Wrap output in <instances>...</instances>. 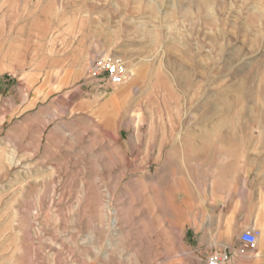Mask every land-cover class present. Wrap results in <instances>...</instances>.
<instances>
[{
	"label": "rangeland",
	"instance_id": "obj_1",
	"mask_svg": "<svg viewBox=\"0 0 264 264\" xmlns=\"http://www.w3.org/2000/svg\"><path fill=\"white\" fill-rule=\"evenodd\" d=\"M258 182L264 0H0V264H206Z\"/></svg>",
	"mask_w": 264,
	"mask_h": 264
},
{
	"label": "crops",
	"instance_id": "obj_2",
	"mask_svg": "<svg viewBox=\"0 0 264 264\" xmlns=\"http://www.w3.org/2000/svg\"><path fill=\"white\" fill-rule=\"evenodd\" d=\"M253 188L255 189V193L253 192L255 196H251L250 199L251 209L249 215L238 216L229 223V225L233 226L235 234L239 236L238 244L231 243L230 246H223L213 250V253H219L224 249L230 250L231 259L225 264H264V182L256 183ZM226 230V221L222 219L218 223L217 235L220 237L226 236ZM247 231L257 235L258 241L255 249L248 248L240 240V236ZM209 255L208 251L207 258Z\"/></svg>",
	"mask_w": 264,
	"mask_h": 264
},
{
	"label": "built area",
	"instance_id": "obj_3",
	"mask_svg": "<svg viewBox=\"0 0 264 264\" xmlns=\"http://www.w3.org/2000/svg\"><path fill=\"white\" fill-rule=\"evenodd\" d=\"M131 73L126 63L121 57L100 55L95 56L88 68L87 81L89 85L108 93V90L127 83ZM240 240L248 248L255 249L257 245V235L250 231L244 232L240 236ZM231 259V252L223 250L219 253H214L207 258L206 264H225Z\"/></svg>",
	"mask_w": 264,
	"mask_h": 264
},
{
	"label": "bare ground",
	"instance_id": "obj_4",
	"mask_svg": "<svg viewBox=\"0 0 264 264\" xmlns=\"http://www.w3.org/2000/svg\"><path fill=\"white\" fill-rule=\"evenodd\" d=\"M214 135V134H213Z\"/></svg>",
	"mask_w": 264,
	"mask_h": 264
}]
</instances>
